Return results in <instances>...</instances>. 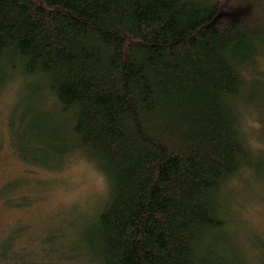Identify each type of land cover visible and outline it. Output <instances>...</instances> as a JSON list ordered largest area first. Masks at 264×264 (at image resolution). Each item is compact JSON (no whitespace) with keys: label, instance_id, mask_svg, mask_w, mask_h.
<instances>
[{"label":"trees","instance_id":"16d2710c","mask_svg":"<svg viewBox=\"0 0 264 264\" xmlns=\"http://www.w3.org/2000/svg\"><path fill=\"white\" fill-rule=\"evenodd\" d=\"M260 1L0 0V86L21 75L30 131L27 155L10 139L18 156L55 169L77 150L109 180L83 241L94 264H240L222 191L260 168L240 112ZM35 89L69 134L31 107ZM13 240L0 260L28 264Z\"/></svg>","mask_w":264,"mask_h":264},{"label":"rangeland","instance_id":"374dc122","mask_svg":"<svg viewBox=\"0 0 264 264\" xmlns=\"http://www.w3.org/2000/svg\"><path fill=\"white\" fill-rule=\"evenodd\" d=\"M261 42L253 67H248V75L256 76L259 84L248 89L251 100L240 105L244 138L258 155L260 168L256 173L241 168L222 191L227 231L235 239L232 248L240 264H261L258 258L264 259V38ZM13 75L0 86V243L14 237L10 253L26 254L28 264H94L83 241L96 208L109 194V180L77 150L55 169L18 156L10 139L27 155L30 131L26 120L18 118L24 81ZM29 100L34 110L51 116L52 125L70 133V117L60 113L46 89H35ZM0 264L23 262L11 258Z\"/></svg>","mask_w":264,"mask_h":264}]
</instances>
